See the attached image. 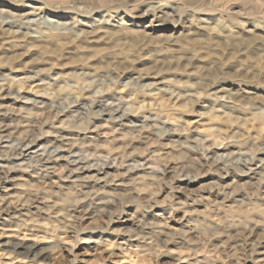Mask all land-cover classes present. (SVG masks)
Listing matches in <instances>:
<instances>
[{
	"label": "rangeland",
	"instance_id": "rangeland-1",
	"mask_svg": "<svg viewBox=\"0 0 264 264\" xmlns=\"http://www.w3.org/2000/svg\"><path fill=\"white\" fill-rule=\"evenodd\" d=\"M0 264H264V0H0Z\"/></svg>",
	"mask_w": 264,
	"mask_h": 264
}]
</instances>
